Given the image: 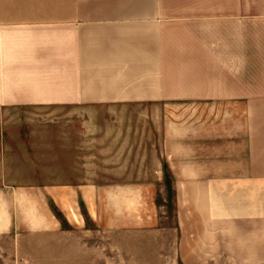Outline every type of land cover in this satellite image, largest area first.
Segmentation results:
<instances>
[{"label":"crops","instance_id":"1","mask_svg":"<svg viewBox=\"0 0 264 264\" xmlns=\"http://www.w3.org/2000/svg\"><path fill=\"white\" fill-rule=\"evenodd\" d=\"M166 106L193 109L194 119L211 110L222 162L238 166L217 181L193 182L215 217L212 242L183 226L189 189L176 181L181 257L199 264L207 252L224 253L264 264V0H0V117L48 116L16 146L32 148L21 153L30 175L19 184L5 172L10 155L0 137V240L11 238L19 251L27 236L129 228L121 210L107 222L103 184L92 179L102 170L100 143L112 139L100 135V112ZM178 151L186 153L181 143ZM188 151L198 152L192 142Z\"/></svg>","mask_w":264,"mask_h":264},{"label":"rangeland","instance_id":"2","mask_svg":"<svg viewBox=\"0 0 264 264\" xmlns=\"http://www.w3.org/2000/svg\"><path fill=\"white\" fill-rule=\"evenodd\" d=\"M193 112V109L174 106L132 109L119 116L100 112V135L112 139L97 145L105 153L101 157L102 170L88 177L103 184V214L107 222L121 210L122 225L129 228L97 230L86 225V229H72L58 235L27 236L19 251L10 247L11 238H6L0 240V264H187L188 259L181 257L178 244L176 181L183 180V185L189 189V195L180 203L184 209L181 213L186 217L183 226H196L204 234L200 239L205 243V240L211 241L210 229H216L214 222L212 227L210 225V219L213 221L215 217L209 215L206 201L199 196V186L193 182H200L199 178L204 177H214L217 181L238 167L230 166L232 162H222L227 152L220 150L219 134H215L219 119L212 118L209 109H200L196 119L190 117ZM47 117L20 112L0 117V137L4 136L6 152L11 156H7L5 172L18 174L19 177L8 178L15 184L22 182L21 175H30L29 157L24 159L21 153L32 149L29 144L24 148L16 146L21 140L30 141L36 119L44 124ZM190 124L193 136L189 138L187 127ZM46 129V126L39 128L41 133ZM57 129L59 131V124ZM189 142L196 145L197 153L190 154ZM180 143L186 153L178 151ZM89 146L85 145L84 157L88 158L85 160L87 169L92 171L97 160L93 158V150H87ZM190 156L199 164H190ZM245 163L248 171L250 166L248 161ZM128 190L132 195L125 198L123 191ZM117 191L120 200L115 196ZM220 226L224 227V221L218 222L217 227ZM191 247L188 255L196 248ZM204 255L205 262L199 264H245L235 262L224 253Z\"/></svg>","mask_w":264,"mask_h":264},{"label":"trees","instance_id":"3","mask_svg":"<svg viewBox=\"0 0 264 264\" xmlns=\"http://www.w3.org/2000/svg\"><path fill=\"white\" fill-rule=\"evenodd\" d=\"M54 210H55V208H54ZM56 215L59 216V218H62V217L59 215V213H57V211H56Z\"/></svg>","mask_w":264,"mask_h":264}]
</instances>
